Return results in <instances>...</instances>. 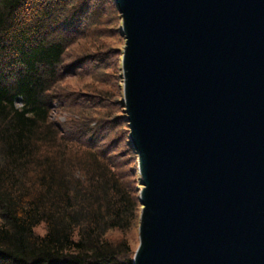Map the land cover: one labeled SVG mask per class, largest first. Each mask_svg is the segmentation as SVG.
I'll list each match as a JSON object with an SVG mask.
<instances>
[{
	"label": "water",
	"instance_id": "obj_1",
	"mask_svg": "<svg viewBox=\"0 0 264 264\" xmlns=\"http://www.w3.org/2000/svg\"><path fill=\"white\" fill-rule=\"evenodd\" d=\"M114 1L132 264H264V0Z\"/></svg>",
	"mask_w": 264,
	"mask_h": 264
},
{
	"label": "trees",
	"instance_id": "obj_2",
	"mask_svg": "<svg viewBox=\"0 0 264 264\" xmlns=\"http://www.w3.org/2000/svg\"><path fill=\"white\" fill-rule=\"evenodd\" d=\"M118 19L114 0H0V264L133 263Z\"/></svg>",
	"mask_w": 264,
	"mask_h": 264
},
{
	"label": "rangeland",
	"instance_id": "obj_3",
	"mask_svg": "<svg viewBox=\"0 0 264 264\" xmlns=\"http://www.w3.org/2000/svg\"><path fill=\"white\" fill-rule=\"evenodd\" d=\"M120 23H121V20L118 19L117 23H116V26H118L119 28L120 27ZM102 43L104 44H108V46L112 47V48H116L117 50H120L122 52V49H123V45H124V39L121 38V37H118V38H108V39H102ZM120 69V70H119ZM118 72H119V75H118ZM114 73L117 74L119 77H120V80H117L114 84V91H115V94H114V100L115 99H119V97L122 96V70H121V54H120V57H119V61L118 59H116V65L114 67ZM65 82L69 83V84H72V85H75V83L72 81V80H66ZM120 113V112H118ZM121 114V113H120ZM125 116V114H124ZM56 117L57 120L61 121V122H64L65 121V116L64 114L62 115H56L54 113V118ZM127 122V121H126ZM128 125V124H127ZM123 126H120L118 129H121ZM125 129V127H124ZM123 146L120 145L119 148H122ZM118 150V149H117ZM133 167H137V160L134 161V164H132ZM138 169V167H137ZM139 176V174H138ZM138 176L137 179H138ZM136 183H137V187L138 188H141L140 187V183L137 182L136 180ZM139 226V225H138ZM138 226L132 231L130 232L128 235H127V238L130 242V247L132 250H136L137 249V246H138ZM36 231L39 233V234H43L44 233V227L43 226H40L36 229ZM117 236V235H115Z\"/></svg>",
	"mask_w": 264,
	"mask_h": 264
}]
</instances>
